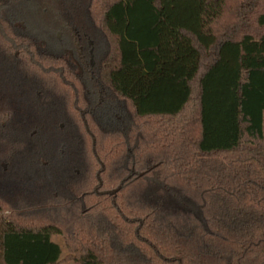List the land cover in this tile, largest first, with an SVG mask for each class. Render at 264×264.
Masks as SVG:
<instances>
[{
  "label": "trees",
  "instance_id": "obj_1",
  "mask_svg": "<svg viewBox=\"0 0 264 264\" xmlns=\"http://www.w3.org/2000/svg\"><path fill=\"white\" fill-rule=\"evenodd\" d=\"M64 261L264 264V0H0V264Z\"/></svg>",
  "mask_w": 264,
  "mask_h": 264
},
{
  "label": "flooded vegetation",
  "instance_id": "obj_2",
  "mask_svg": "<svg viewBox=\"0 0 264 264\" xmlns=\"http://www.w3.org/2000/svg\"><path fill=\"white\" fill-rule=\"evenodd\" d=\"M90 45L92 46L93 43L90 42ZM69 54L73 58V62L78 66L80 72H82L84 69L88 70L89 68H93L95 66L93 49H91L89 53L86 54L84 48L79 44H76L74 53L71 52ZM99 98L101 103L102 92H100Z\"/></svg>",
  "mask_w": 264,
  "mask_h": 264
},
{
  "label": "rangeland",
  "instance_id": "obj_3",
  "mask_svg": "<svg viewBox=\"0 0 264 264\" xmlns=\"http://www.w3.org/2000/svg\"><path fill=\"white\" fill-rule=\"evenodd\" d=\"M53 242L59 244L63 248V259L65 260L68 256V251L64 248V240L61 237H53L52 239ZM62 264H74L73 262L70 261H64Z\"/></svg>",
  "mask_w": 264,
  "mask_h": 264
},
{
  "label": "water",
  "instance_id": "obj_4",
  "mask_svg": "<svg viewBox=\"0 0 264 264\" xmlns=\"http://www.w3.org/2000/svg\"><path fill=\"white\" fill-rule=\"evenodd\" d=\"M96 144V141H95V139H94V145ZM101 185H102V183H100ZM118 192V190H115V191H111V192H108V194H110V195H114V194H116Z\"/></svg>",
  "mask_w": 264,
  "mask_h": 264
}]
</instances>
